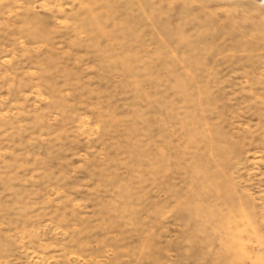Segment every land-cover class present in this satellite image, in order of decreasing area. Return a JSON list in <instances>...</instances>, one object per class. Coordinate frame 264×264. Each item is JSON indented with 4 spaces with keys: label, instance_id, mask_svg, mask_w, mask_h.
Listing matches in <instances>:
<instances>
[{
    "label": "rangeland",
    "instance_id": "1",
    "mask_svg": "<svg viewBox=\"0 0 264 264\" xmlns=\"http://www.w3.org/2000/svg\"><path fill=\"white\" fill-rule=\"evenodd\" d=\"M0 264H264V0H0Z\"/></svg>",
    "mask_w": 264,
    "mask_h": 264
}]
</instances>
